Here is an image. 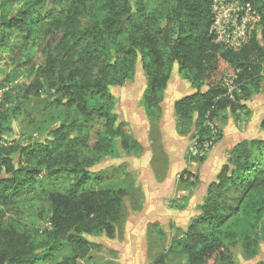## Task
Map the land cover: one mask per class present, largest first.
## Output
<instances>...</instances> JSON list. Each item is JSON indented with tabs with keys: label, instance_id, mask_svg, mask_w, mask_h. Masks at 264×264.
I'll use <instances>...</instances> for the list:
<instances>
[{
	"label": "trees",
	"instance_id": "1",
	"mask_svg": "<svg viewBox=\"0 0 264 264\" xmlns=\"http://www.w3.org/2000/svg\"><path fill=\"white\" fill-rule=\"evenodd\" d=\"M242 2L261 21L235 50L210 34L213 0H0V60L18 52L23 71L34 65L27 93L53 98L59 112L40 140L17 147L0 140V264L52 261L68 246L72 256L60 264H80L91 260L88 238L115 237L130 188L92 170L119 159L121 148L126 154L141 149L111 93L135 78L139 63L147 83L141 102L151 120L163 117L175 66L194 90L174 105L176 130L196 144L199 155L189 152L190 162H205L200 154L220 139L218 125L235 117L263 82L264 0ZM49 36L58 41L36 66L38 45ZM197 179L187 171L181 176L191 189ZM101 183L99 190L91 187ZM263 194L264 138L242 140L190 217L178 254L190 264H234V244L262 220ZM34 200L48 214L50 228L41 235L5 218L10 209L34 207ZM164 230L157 229L161 237Z\"/></svg>",
	"mask_w": 264,
	"mask_h": 264
},
{
	"label": "rangeland",
	"instance_id": "2",
	"mask_svg": "<svg viewBox=\"0 0 264 264\" xmlns=\"http://www.w3.org/2000/svg\"><path fill=\"white\" fill-rule=\"evenodd\" d=\"M43 39L38 45L41 57L35 61L36 66L42 64L44 53L51 51L50 47L58 41V37L54 36ZM21 63L23 60L18 52L3 54L0 60V104L5 101L3 104L6 106L5 109L0 108V140L2 139V143L8 147H17L19 144L25 146L40 140L47 129L57 125L54 122L59 113L58 110L52 108L49 102L53 101V98L43 94L39 100L27 93L28 87L34 79L36 67L31 65L29 70L23 71ZM141 68L139 63L135 78L121 88H113L111 91L116 97L117 114L126 122L127 132L132 130V125L135 124L134 120H137V117L141 115L138 111L141 108V106L139 107L140 100L147 88L146 78ZM185 81L175 66L163 104L166 114L165 123H163L165 128H162L165 142L161 140V144L167 147L168 151H174L171 162L175 170L179 165H183V169L187 170L192 164L188 155L192 140L188 139L187 145L183 146L185 148L182 147L181 150V147H177L176 144L178 140L176 137L173 138L175 132V127L172 126L173 103L192 94V91L194 93V90ZM233 81L234 77L230 75L226 78L225 84L231 88L230 85H233ZM2 99H4L3 102ZM242 105L239 112L234 115L235 117L227 115L222 124L218 125L219 130L215 132L221 134L220 139L213 145H208V148L200 155L205 159V162L191 165V172L198 176L196 188L199 193L188 204H185L186 207H183V203L176 202L173 205L167 204V213L160 212V206H156V201L162 203L169 194L164 192L158 194L161 191L157 186L148 187L149 178L153 175L150 164H155L154 160H156L152 159V155H149L147 159L148 153L142 155L141 158L128 157L121 150L119 159L107 158L96 166L92 170L95 173L106 171L114 176L113 183H117L121 179L128 185H133L136 176L134 178L132 173L127 175V169L128 171L136 170L141 180L140 184L143 185L147 196L143 205L144 210L137 212L136 206L141 205L143 197L140 196L138 189H132L131 195L125 201L123 218L117 225L115 237L113 239H108L105 236L88 238L91 242L88 251L91 260H83L80 264H155L160 256L168 257L167 264H190L188 256L178 254L180 248L176 246L190 217L196 213L198 205L202 203L208 192V187L216 181L222 168L228 163L233 149L240 142L239 139L264 138V130L261 128L264 121V73L260 91L249 101L243 102ZM5 113L7 115L4 116ZM156 132L161 133L160 127L156 128ZM141 133L145 132L141 131ZM181 141L183 144L184 141ZM165 159L170 165V157L167 156ZM162 162L164 167L165 162ZM208 163L213 167L209 168ZM157 164L162 165L161 162ZM201 165H206L207 171H203ZM159 170H163V168L160 167ZM181 172L182 170L176 174V178L180 176ZM105 184L101 183L91 187L99 190ZM193 190L189 185L181 194L183 196L191 195ZM180 191L181 189H179ZM151 192L157 194L153 195ZM261 200V208H264V194ZM38 204L39 202L34 200L31 204L34 207L24 208L23 211L16 208L10 209L5 218L13 217L19 229L35 230L41 235L45 229L50 228V225L45 206L38 208ZM180 206L185 209L182 213L177 210ZM179 218L180 220H178ZM157 225L170 227V229H165L164 233L166 234L161 237L155 228ZM231 255L234 264H264V211L258 229L248 232L245 240L235 243ZM71 256V248L68 246L64 247L52 261L38 262L37 264H60Z\"/></svg>",
	"mask_w": 264,
	"mask_h": 264
},
{
	"label": "crops",
	"instance_id": "3",
	"mask_svg": "<svg viewBox=\"0 0 264 264\" xmlns=\"http://www.w3.org/2000/svg\"><path fill=\"white\" fill-rule=\"evenodd\" d=\"M145 92V91H144ZM144 94V93H143ZM192 94H193V91H192ZM143 96V95H142ZM142 98L140 100V105L139 107L141 106L139 113L141 115H139L137 117V120H134L135 124L134 126L132 125V130H129L128 134L138 143L139 147L141 149L133 152L132 154H126V156H132V157H140L143 155H146V153H148V156H147V159L149 157V155H152V159H156L154 160L155 161V164H150V168H151V171L153 172V175H151V177L149 178V184H148V187L151 188V187H158L159 190L161 192H159L158 194H161V193H168L169 195H167L168 197L162 202L160 203L158 200L156 201V206H160L159 207V210L161 213H167V204H176V202H180V203H183V205L185 204H188L189 201H191L192 199H194L197 195V193H199L198 189L195 188L192 192H191V195H187V196H183L181 193L184 191L185 187L188 186L189 184H186L184 183V181L186 180V178L183 180H181V176L182 174L187 171L191 174H196L194 172H191V165H195V164H191L189 169H183V165H179L177 167V170H175L172 166V162H171V159H172V153L174 151H168L167 150V147H165L164 145L161 144V140H164L163 138V132H162V128H165L163 125L164 122V119L166 118V114L163 110V117L160 121H154V120H151L146 112H145V109L142 105ZM176 102L173 103V114H172V126L175 127L174 129V136L173 138L176 137V139L178 141H176V144H177V147H181V150H182V147L183 146H186L187 143H188V139L189 138H184V137H180L177 133V130H176V116H175V113H174V105H175ZM127 105V104H126ZM132 105V104H131ZM126 123V122H125ZM162 126V127H161ZM160 127L161 129V133L158 134V132H156V128ZM143 130H140L142 129ZM141 131L145 132L144 134L141 133ZM141 134V135H140ZM175 140V139H174ZM184 141V143L182 144V141ZM190 141V139H189ZM239 141H242V139H239ZM165 142V140H164ZM174 143V142H173ZM185 148V147H183ZM121 149H119V153L121 155ZM155 151V152H153ZM170 157V165L167 164V161L165 158ZM162 159V160H161ZM164 159V160H163ZM165 162V165L163 167V162ZM158 162H161L162 165L159 166L157 163ZM207 166L209 168L213 167V165H210L209 163L207 164ZM163 168V170H159V168ZM203 171H207V167L206 165H201L200 166ZM216 167V166H215ZM182 170L180 176H178V178H176V174ZM131 174L134 176H136L135 178V182L133 183V185H128V183H126L125 181V184L126 186H128L130 188L129 190V196L131 195V192H132V189L133 188H136L138 189L139 193L141 194L140 196L143 197V202L141 203V205H137V209L136 211L137 212H140V211H143V205H144V201H145V197L147 196L146 192H144V189H143V185L140 184L141 183V180L140 178L138 177V173L136 172V170H129L127 169V175L128 174ZM183 182V183H182ZM165 190L163 191L162 190ZM179 189H181V191L179 192ZM179 192V193H178ZM152 193V192H151ZM153 195L157 194V193H152ZM181 200V201H180ZM160 204V205H159ZM171 205V206H172ZM177 210H179L181 213L184 212L185 209H183L182 206H180L179 208H177ZM180 220V218L178 219ZM166 226H163V225H157L155 228H165ZM176 227V226H175ZM182 227V226H181Z\"/></svg>",
	"mask_w": 264,
	"mask_h": 264
},
{
	"label": "built area",
	"instance_id": "4",
	"mask_svg": "<svg viewBox=\"0 0 264 264\" xmlns=\"http://www.w3.org/2000/svg\"><path fill=\"white\" fill-rule=\"evenodd\" d=\"M261 21V16L250 3L242 0H213L211 35L217 44L239 49L247 42L249 34ZM199 155L196 144L189 151ZM201 155V154H200Z\"/></svg>",
	"mask_w": 264,
	"mask_h": 264
}]
</instances>
